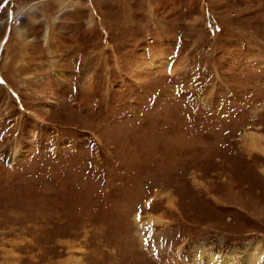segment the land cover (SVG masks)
<instances>
[{
	"label": "rangeland",
	"instance_id": "1",
	"mask_svg": "<svg viewBox=\"0 0 264 264\" xmlns=\"http://www.w3.org/2000/svg\"><path fill=\"white\" fill-rule=\"evenodd\" d=\"M0 264H264V0H0Z\"/></svg>",
	"mask_w": 264,
	"mask_h": 264
}]
</instances>
